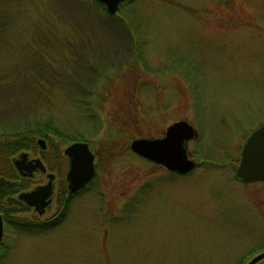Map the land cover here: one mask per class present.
I'll list each match as a JSON object with an SVG mask.
<instances>
[{
	"label": "rangeland",
	"instance_id": "obj_1",
	"mask_svg": "<svg viewBox=\"0 0 264 264\" xmlns=\"http://www.w3.org/2000/svg\"><path fill=\"white\" fill-rule=\"evenodd\" d=\"M121 4L109 14L92 0H0V129L47 123L84 139L96 162L56 226L9 222L0 264H245L264 251V183L233 174L264 123V0ZM181 119L196 132L187 174L129 149ZM43 139L10 160L25 152L55 170L52 201L17 218L59 212L72 142ZM46 180L35 172L27 189Z\"/></svg>",
	"mask_w": 264,
	"mask_h": 264
},
{
	"label": "water",
	"instance_id": "obj_2",
	"mask_svg": "<svg viewBox=\"0 0 264 264\" xmlns=\"http://www.w3.org/2000/svg\"><path fill=\"white\" fill-rule=\"evenodd\" d=\"M104 5L109 14H114L119 5L125 0H97ZM196 136V132L187 120L171 122L160 137L133 138L129 142V149L137 156L154 164L162 166L170 172L187 174L195 161L189 157L187 143ZM36 143L44 149L45 140L38 138ZM68 159L65 180L69 192H76L87 185L95 176V155L87 142L74 141L63 149ZM12 163L20 175L29 176L34 169L45 170L40 158L27 160L25 152ZM234 178L239 182H264V123L250 131L240 146L238 164L234 170ZM48 181L31 190L21 191L17 198L27 206H32L38 213H42L51 201L53 174H48ZM0 183L8 184L9 180L0 178ZM3 235V220L0 215V243ZM264 259V251L252 256L245 264H256Z\"/></svg>",
	"mask_w": 264,
	"mask_h": 264
},
{
	"label": "trees",
	"instance_id": "obj_3",
	"mask_svg": "<svg viewBox=\"0 0 264 264\" xmlns=\"http://www.w3.org/2000/svg\"><path fill=\"white\" fill-rule=\"evenodd\" d=\"M92 1L97 5L101 4L97 0ZM127 1L128 0H125L121 5ZM100 7L102 8V12L108 13L104 6ZM64 68L66 72V70H68L67 66ZM63 81L64 80H62V82ZM39 137H43L46 140H52V137H57L59 140L63 141H84V139L77 137L69 138L63 130L36 120H30L21 125H11L0 129V178L10 180L8 184L0 183V215L3 219L4 230L11 227L9 222H12V228L16 230L17 233L46 231L56 226L60 220H62L63 210L66 209L69 199L74 194L73 192H67L65 184H58L56 203L59 206L60 215H57L51 220H26L17 218V216L13 215L14 213H25L28 210L25 204L17 198V195L19 192L26 190L30 184L28 181L29 178L21 177L16 174L10 158L20 151H34L35 147L38 145L36 140ZM0 244H2V239Z\"/></svg>",
	"mask_w": 264,
	"mask_h": 264
},
{
	"label": "flooded vegetation",
	"instance_id": "obj_4",
	"mask_svg": "<svg viewBox=\"0 0 264 264\" xmlns=\"http://www.w3.org/2000/svg\"><path fill=\"white\" fill-rule=\"evenodd\" d=\"M45 146L47 147V144L45 143ZM45 147V148H46ZM44 148V149H45ZM40 158V160H41V162H42V164H43V166L45 167V170L44 171H41V170H39V169H34L33 171H32V173L29 175V176H25V175H21V177H26V178H31L33 175H34V173L35 172H38L39 174L41 173V175H45V177H46V182L48 181V174H53L54 175V177H53V179H52V195H51V201H52V196H53V192H54V188H55V179H56V171L55 170H52L51 169V167L50 166H48V165H46V163L42 160V158L41 157H39ZM191 158V157H190ZM194 161H195V159L194 158H192ZM27 160H31V159H28L27 158ZM94 163H95V168H96V162H95V158H94ZM157 165V164H156ZM195 165H196V161H195ZM159 166V165H158ZM162 167V166H161ZM45 182V183H46ZM257 182H261V181H257ZM45 183H41L40 185H43V184H45ZM264 183V182H263ZM36 187V186H35ZM34 188V187H33ZM66 189H67V192H69L68 191V188H67V183H66ZM28 190V189H27ZM51 201H50V203H51ZM24 203V202H23ZM50 203H49V205L47 206V207H45V209H44V211L46 210V208H48L49 206H50ZM25 204V203H24ZM25 206L27 207V208H31V209H33L34 211H36L35 209H34V207H32V206H27L26 204H25ZM44 211L42 212V213H38L37 211V214L38 215H42L43 213H44ZM56 214V213H55ZM58 215H59V212H58ZM2 217V216H1ZM3 220V219H2ZM261 261H264V259L263 260H261ZM261 261H259V262H261ZM258 262V263H259ZM258 263H256V264H258Z\"/></svg>",
	"mask_w": 264,
	"mask_h": 264
}]
</instances>
